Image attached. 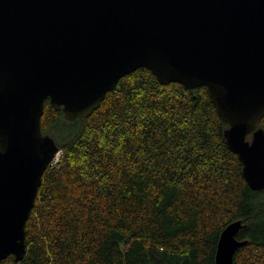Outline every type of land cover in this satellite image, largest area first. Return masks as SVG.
I'll return each mask as SVG.
<instances>
[{
    "label": "water",
    "instance_id": "obj_1",
    "mask_svg": "<svg viewBox=\"0 0 264 264\" xmlns=\"http://www.w3.org/2000/svg\"><path fill=\"white\" fill-rule=\"evenodd\" d=\"M138 67L205 86L248 186L264 189V0H0V260L26 253L25 223L58 150L44 100L86 117ZM241 220L220 233L233 264Z\"/></svg>",
    "mask_w": 264,
    "mask_h": 264
},
{
    "label": "trees",
    "instance_id": "obj_2",
    "mask_svg": "<svg viewBox=\"0 0 264 264\" xmlns=\"http://www.w3.org/2000/svg\"><path fill=\"white\" fill-rule=\"evenodd\" d=\"M264 129V116L259 122ZM205 86L122 76L86 117L44 100L41 130L62 154L43 172L26 253L0 264H215L241 220L233 264H264V201L227 145Z\"/></svg>",
    "mask_w": 264,
    "mask_h": 264
},
{
    "label": "built area",
    "instance_id": "obj_3",
    "mask_svg": "<svg viewBox=\"0 0 264 264\" xmlns=\"http://www.w3.org/2000/svg\"><path fill=\"white\" fill-rule=\"evenodd\" d=\"M61 154H62V149H58L56 151V153L54 154L52 160L50 161V164L49 165H54V166L57 165V163L60 160Z\"/></svg>",
    "mask_w": 264,
    "mask_h": 264
},
{
    "label": "rangeland",
    "instance_id": "obj_4",
    "mask_svg": "<svg viewBox=\"0 0 264 264\" xmlns=\"http://www.w3.org/2000/svg\"><path fill=\"white\" fill-rule=\"evenodd\" d=\"M66 119V118H65ZM263 190V191H262ZM262 190H259V191H262V192H260V196H259V198L262 200V201H264V189H262Z\"/></svg>",
    "mask_w": 264,
    "mask_h": 264
}]
</instances>
